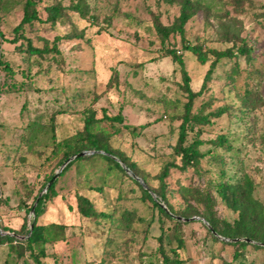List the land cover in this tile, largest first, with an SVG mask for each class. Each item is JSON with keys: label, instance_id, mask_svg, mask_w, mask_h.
Returning <instances> with one entry per match:
<instances>
[{"label": "rangeland", "instance_id": "obj_1", "mask_svg": "<svg viewBox=\"0 0 264 264\" xmlns=\"http://www.w3.org/2000/svg\"><path fill=\"white\" fill-rule=\"evenodd\" d=\"M24 1L2 0L0 5V49L9 66L0 67V236L23 238L25 224L31 227L34 217L28 207L46 192L47 177L62 167L65 149H54L55 141L82 130L92 114L94 131L107 133L113 147L158 188L163 166L181 164L175 145L189 102L185 69L190 89L200 91L191 101L190 115H209L224 106L227 111L188 125L184 145L201 140L202 156L185 170L171 167L164 180L173 216H165L128 172L99 156L79 160L58 174L54 192L45 199L37 220L46 240L40 259L43 264H162L175 249L181 264H264V246L229 244L209 231L204 219L212 217L219 228L235 222L237 212L216 185L243 174L252 180L253 197L264 208V0H193L198 10L184 33L171 32L164 40L153 15L170 26L178 4L86 0L87 18L68 12L69 20L54 27L46 21L24 25L21 35L34 47H55L41 55L24 51L25 39L14 40ZM55 1L37 2L41 19L45 6ZM226 29L246 39L249 56L237 52L240 41L222 40ZM67 33L77 36L68 38ZM187 44L230 48L234 54L215 61L205 81L215 56L209 54L201 64ZM168 50L182 63L166 55ZM247 89L260 94L252 110L242 106ZM104 113H121L123 121L101 119ZM220 135L227 139L225 146L215 144ZM78 194L105 215L83 216ZM185 209L188 216L178 219ZM8 251V241H1L0 264L32 263L28 252L14 261L7 258Z\"/></svg>", "mask_w": 264, "mask_h": 264}, {"label": "trees", "instance_id": "obj_2", "mask_svg": "<svg viewBox=\"0 0 264 264\" xmlns=\"http://www.w3.org/2000/svg\"><path fill=\"white\" fill-rule=\"evenodd\" d=\"M41 0H25L22 8V17L20 22L14 27L13 31L15 33L14 40L17 41L20 38L26 40V47L23 50L29 52L30 54H43V52L49 50H55V47H43L36 48L32 45V42L29 37H25V35H21L23 32L24 25H32L34 21H46L54 27L60 22H65L67 19L69 20L68 12H72L77 14L81 18H87L89 16V5L86 0H70L68 3L63 2L62 0H57L54 3L45 6L46 17L41 19L38 15V10L36 9L37 2ZM2 0H0L1 5ZM168 3H176L179 5V14L175 17L174 22L170 26H165L159 20L157 15H153V25L157 34L162 38V40L166 39L171 32H178L180 34L184 33V25L187 21L194 16V14L198 10V6L193 0H166ZM93 16H90L92 18ZM1 34V33H0ZM23 34V33H22ZM77 36L76 33H67L66 37ZM82 34H79L81 36ZM223 41H240L241 45L237 47V52L241 54H245L249 56L251 49L247 46V42L245 38L238 37L237 35H232L229 29H226L222 33ZM185 48L191 51L197 58V60L204 64L207 62L209 54L215 56L214 61L210 64V69L206 74L205 81L209 78V74L214 66V62L218 59L226 56H232L234 53L232 49L226 48L224 50H217L214 48H208L206 50L203 49L201 45L198 44H187ZM166 55H170L175 62L182 63L181 57L176 55L173 50H168ZM4 55L0 49V67L3 69H9L8 64L3 60ZM249 58V57H248ZM183 73V81H184V89L189 95V102L185 105V113L183 115L182 122L179 125V136L177 139V145H175V151L180 155L181 164L177 165L176 163H167L163 166L162 171L157 175V179L160 182L158 188L151 187L145 177L139 173L137 170V165L133 161H130L129 158L119 150H116L109 140V135L101 130L94 131L93 114L87 116L85 119V124L82 130H78L77 133L71 135L62 141H55L54 149L64 148L63 157L60 161V165H62L71 155H75L78 152L83 150L93 151L90 154L77 157L73 161H70L60 172L62 175L74 162L83 161L90 159L95 156H99L103 158L110 166L116 167L120 171H126L121 162L124 163L135 176L142 179V181L146 184L147 187L135 177V183L141 187L142 192L153 202L158 209L165 214L167 217L173 216V209L171 205L167 202L166 194H165V178L169 174V170L171 167H178L181 170H185L188 167H193L198 163L199 158L202 156V153L199 151V146L202 144V141L199 139L193 140L190 144L184 145L187 128L188 125H192L191 123H199L203 124L209 122L210 116H220L227 111V108L221 107L217 109L214 113H210L209 115H190V106L192 99L199 94L198 92H193L189 87L190 78L185 69H182ZM204 81V84H205ZM260 99V94L258 92H254L252 89H247L245 91L244 96L241 98L242 106L245 109L252 110L257 108V103ZM101 119H107L110 121H118L122 122L123 117L121 113L115 116H109L106 113L103 114ZM192 126H190L191 128ZM227 143V139L225 136L220 135L215 139V144L219 146H225ZM228 148L231 147L230 144L227 145ZM226 146V147H227ZM127 172V171H126ZM55 173L50 174L47 177L45 182L46 192L42 194L40 197L36 195L33 199V202L30 207H28V211H31L34 207L33 218L30 221V224H33L32 229H30L28 224H25V235L21 240H17L14 236L4 235L0 236L1 241H8L9 251L7 253V258L10 260H19L24 257V254L28 252V257L32 258L31 264H43L40 257L45 255V238L43 236V225L37 222L39 216L43 212V205L48 194H52L54 192V186L56 180H54L49 186H47L50 179L54 176ZM224 174V171H222ZM216 190L218 194L224 198L227 203L231 206V208L237 212V218L233 224H228L223 228H219L216 225V221L210 216H204V219L209 223L211 231L213 234H219L223 237L229 239V244H238L242 247L249 244V242H255L253 244L255 247L264 246V208L262 203L253 197V182L246 175L243 174L240 177H236L233 181H221L217 183ZM151 193L156 194L157 199H153ZM31 193L29 192V195ZM37 200L36 205L34 206V202ZM77 209L78 211L86 217L105 215L103 211L97 212L92 202L84 195L76 196ZM163 202V203H161ZM162 204V205H161ZM163 204L166 205L163 207ZM191 206H188L190 208ZM187 210L180 212V215H176L178 219H182L183 217H187ZM110 214H108L109 216ZM236 238H243L245 241H234ZM261 245V246H260ZM174 256L170 257L165 255L163 257L162 264H181V260L179 259L176 250L172 249Z\"/></svg>", "mask_w": 264, "mask_h": 264}, {"label": "water", "instance_id": "obj_3", "mask_svg": "<svg viewBox=\"0 0 264 264\" xmlns=\"http://www.w3.org/2000/svg\"><path fill=\"white\" fill-rule=\"evenodd\" d=\"M93 151H86V150H84V151H81V152H78V153H76L75 155H72V156H70L63 164H62V167H61V169L59 170V171H57L55 174H54V176L50 179V181L48 182V184H47V186H49L54 180H55V178L58 176V174L61 172V170L70 162V161H72L73 159H75V158H77V157H81V156H84V155H87V154H90V153H92ZM121 165H122V167L130 174V175H132L133 177H135L136 179H138L143 185H144V187H147L146 186V184L142 181V179H140L139 177H137V176H135L134 174H133V172L124 164V163H122L121 162ZM162 205V204H161ZM35 206V205H34ZM163 207H165V206H163ZM31 212L32 213H34V207L32 208V210H31ZM32 227H33V224H31V227H30V229H32ZM234 240H238V239H234ZM246 241H248V239H246Z\"/></svg>", "mask_w": 264, "mask_h": 264}]
</instances>
